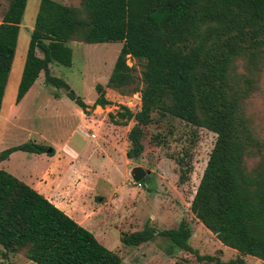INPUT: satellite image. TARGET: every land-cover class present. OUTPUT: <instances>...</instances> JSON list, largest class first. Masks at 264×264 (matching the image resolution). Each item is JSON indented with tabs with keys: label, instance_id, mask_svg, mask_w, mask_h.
<instances>
[{
	"label": "trees",
	"instance_id": "1",
	"mask_svg": "<svg viewBox=\"0 0 264 264\" xmlns=\"http://www.w3.org/2000/svg\"><path fill=\"white\" fill-rule=\"evenodd\" d=\"M26 2L9 0L0 22V107ZM70 42L121 44L105 87L122 96L139 93L137 112L120 105L108 114L115 125L134 122L127 134L128 159L143 153L144 128L154 114L215 134L190 211L223 246L264 264V140L245 111L264 73V0H80L77 7L39 0L15 104L43 73L48 85L65 89L89 114V107L50 73L51 63L71 67ZM128 58L141 68L139 77ZM105 87L95 85L92 108L112 105ZM48 149L25 142L2 150L0 163L14 152L44 154ZM185 178L181 172L179 182ZM156 235L191 250L185 223L161 232L146 224L140 231L121 233L120 242L137 247ZM0 247L4 256L21 254L33 264H121L92 233L4 170ZM224 264L247 263L238 257Z\"/></svg>",
	"mask_w": 264,
	"mask_h": 264
},
{
	"label": "rangeland",
	"instance_id": "2",
	"mask_svg": "<svg viewBox=\"0 0 264 264\" xmlns=\"http://www.w3.org/2000/svg\"><path fill=\"white\" fill-rule=\"evenodd\" d=\"M54 1L75 7L80 2ZM8 4L9 0H0V22ZM38 6L39 0H27L19 25L15 55L0 107V148L29 141L38 144L41 140L38 136L40 132L49 137L47 143L50 141L58 148L63 144L59 140H63L68 131L70 134L71 129L78 128L79 125L76 111L81 109L67 97L65 89L48 85L43 73L22 101L18 104L14 102ZM68 47L72 51L71 67L51 63L50 73L62 79L85 104L92 103L96 98L95 85L105 87L121 44L70 42ZM37 56L42 57L40 52H37ZM127 64L136 67V76L139 77L141 68L135 61L128 58ZM136 85L137 89L141 88L140 83ZM105 94L112 103L107 108L115 107L114 113L119 111L120 105L133 113L140 108L138 92L122 96L105 87ZM245 111L255 133L264 140V73L245 103ZM152 117L151 124L144 128L141 141L143 153L139 158L131 159L128 174L121 161L116 159L118 168L113 173L111 171V179L115 185L108 186L103 181L98 185L100 195L107 202L118 196L124 198V205L118 212L105 206L86 230L102 246L119 256L121 264H224L238 257L247 264H263L254 257L240 256L236 251L223 246L190 211L191 201L215 142V134L170 116L160 117L154 114ZM107 121L110 122L109 119ZM133 123L132 121L131 125ZM89 128L93 132L101 131V128L91 124ZM45 164V159H35L32 153L18 151L7 162L0 163V170L35 176ZM135 167L150 172L145 176L142 187H137L131 179V172ZM181 172L186 176L182 183L179 182ZM120 216L122 219L119 221ZM180 223H185L190 231V251L177 248L161 235H156L137 247H128L120 242L121 233L140 231L146 224L161 232L176 230ZM3 253L0 247V264H33L21 254L4 256ZM205 257H211L212 261Z\"/></svg>",
	"mask_w": 264,
	"mask_h": 264
},
{
	"label": "crops",
	"instance_id": "3",
	"mask_svg": "<svg viewBox=\"0 0 264 264\" xmlns=\"http://www.w3.org/2000/svg\"><path fill=\"white\" fill-rule=\"evenodd\" d=\"M86 104L90 107L89 115H85L81 110L76 111L79 116L78 128H72L70 134L68 131L65 138L59 140L63 142L60 147L55 148L50 141L47 143L49 137L40 132L38 136L41 140L37 141L38 144L50 147L53 154L50 155L51 151L44 154L32 153L35 159L46 160L38 175L7 172L34 189L78 225L89 229L91 222L99 216L105 206L118 212L125 203L124 198L118 196L107 202L105 197L100 195L98 185L100 181L108 186L115 185L111 174L118 168L116 159L121 161L128 174L131 160L126 156L129 147L127 134L133 125L132 121L126 125L108 122L107 112L113 114L115 107L92 108L93 102ZM99 112L106 114L101 115ZM89 124L101 128V131L93 132ZM78 131L81 136L77 134ZM0 149L2 151L6 148ZM14 153L3 162H7ZM121 219L120 216L118 220Z\"/></svg>",
	"mask_w": 264,
	"mask_h": 264
},
{
	"label": "water",
	"instance_id": "4",
	"mask_svg": "<svg viewBox=\"0 0 264 264\" xmlns=\"http://www.w3.org/2000/svg\"><path fill=\"white\" fill-rule=\"evenodd\" d=\"M50 151H51L50 149L47 150V152H50ZM149 173H150L149 171H145L140 167H135L132 169L131 179L134 183H138L140 180H142Z\"/></svg>",
	"mask_w": 264,
	"mask_h": 264
},
{
	"label": "built area",
	"instance_id": "5",
	"mask_svg": "<svg viewBox=\"0 0 264 264\" xmlns=\"http://www.w3.org/2000/svg\"><path fill=\"white\" fill-rule=\"evenodd\" d=\"M136 185H137V187H141V184H139V183H136Z\"/></svg>",
	"mask_w": 264,
	"mask_h": 264
}]
</instances>
